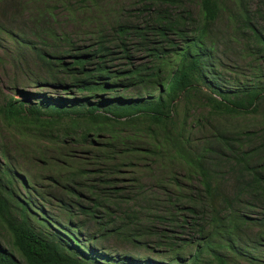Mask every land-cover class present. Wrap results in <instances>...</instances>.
<instances>
[{"label":"trees","instance_id":"trees-1","mask_svg":"<svg viewBox=\"0 0 264 264\" xmlns=\"http://www.w3.org/2000/svg\"><path fill=\"white\" fill-rule=\"evenodd\" d=\"M104 4L0 0V264H264V0Z\"/></svg>","mask_w":264,"mask_h":264},{"label":"rangeland","instance_id":"rangeland-1","mask_svg":"<svg viewBox=\"0 0 264 264\" xmlns=\"http://www.w3.org/2000/svg\"><path fill=\"white\" fill-rule=\"evenodd\" d=\"M101 1L105 2L104 9H108L111 7V8H115L114 10H118L119 9L118 7L121 5L130 7L129 4L131 3L132 0H119L118 2H114V0H101ZM189 9L192 13H197V11H198L197 2L193 1L189 5ZM30 16L35 17L36 11L35 10H29V15L26 14V18L30 21L29 24L34 20V18H32ZM226 21H228V14H224L223 21L220 22V24L225 26ZM56 23H57V26L60 30H64L67 32L71 31V34H75L76 36L78 35V36L84 37V36L79 35L77 33L79 30L78 26L76 27V24H74L72 21L68 20L66 17L59 15ZM57 26H56V28H57ZM220 40H221V42H223L224 37H221ZM2 44L6 45V46H11V44L13 45V41L11 39H9L7 36L0 34V55H1V57H3V53H4L3 49H2ZM34 75H35L34 72H32L31 70H29L27 68L19 69L16 66V63L14 61H12L8 56L5 57L2 61H0V102L7 95H12L13 93H16V95L19 96L20 94L23 95L25 92H34V91L38 90V88H42L43 91H51L52 90L47 86H40V85L34 83V81L31 80V77H33ZM1 136L3 137V139L2 138H0V139H2L3 142H5L8 150H10L13 155H17V150L20 151L23 147H25V144L23 141L14 138L10 134H8L7 131L2 132ZM20 161H21V163L17 164V170H19L21 173L22 167H24V165H29L28 162H30V160L28 159V157L23 156L20 159ZM133 172H135V171H129L128 168H125L123 171V173H124L123 176L124 177H131ZM135 173L138 174L139 172H135ZM48 206L50 207V210L52 212H55L53 214H55V215H57V213L60 214V211L58 209H51L53 206V203L49 204ZM108 244L110 246L115 247V248L121 249V245L115 240H110L108 242ZM143 253H144V256H145V254H147L145 252H143Z\"/></svg>","mask_w":264,"mask_h":264},{"label":"bare ground","instance_id":"bare-ground-1","mask_svg":"<svg viewBox=\"0 0 264 264\" xmlns=\"http://www.w3.org/2000/svg\"><path fill=\"white\" fill-rule=\"evenodd\" d=\"M87 127V126H86Z\"/></svg>","mask_w":264,"mask_h":264}]
</instances>
